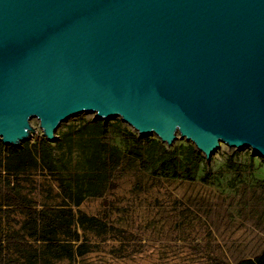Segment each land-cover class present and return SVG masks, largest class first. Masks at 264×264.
<instances>
[{
	"label": "water",
	"instance_id": "95a60500",
	"mask_svg": "<svg viewBox=\"0 0 264 264\" xmlns=\"http://www.w3.org/2000/svg\"><path fill=\"white\" fill-rule=\"evenodd\" d=\"M264 159V0H0V140L78 114Z\"/></svg>",
	"mask_w": 264,
	"mask_h": 264
},
{
	"label": "rangeland",
	"instance_id": "374dc122",
	"mask_svg": "<svg viewBox=\"0 0 264 264\" xmlns=\"http://www.w3.org/2000/svg\"><path fill=\"white\" fill-rule=\"evenodd\" d=\"M93 118L91 113L70 117L60 124L56 136L59 139ZM108 121L120 122L123 129L140 136L120 118ZM31 125L35 133L29 142L44 138L40 122L32 119ZM112 141L126 154L128 143L119 131L112 134ZM183 144L191 143L179 136L167 148ZM219 149L205 160L194 182L160 177L144 166L140 174L133 166L115 179L104 198L87 199L82 211L106 214L111 226L129 231L130 237L110 235L106 242L98 240L95 251L74 264H214L213 258L238 264L259 255L264 250V192L259 187L264 181V159L251 148L221 144ZM79 158L77 149L71 158L67 156L66 176L74 174ZM230 159L237 167L230 165ZM208 172L212 177L205 183ZM43 176L40 172L26 176L23 192L43 200ZM54 176L46 177L54 182Z\"/></svg>",
	"mask_w": 264,
	"mask_h": 264
},
{
	"label": "trees",
	"instance_id": "16d2710c",
	"mask_svg": "<svg viewBox=\"0 0 264 264\" xmlns=\"http://www.w3.org/2000/svg\"><path fill=\"white\" fill-rule=\"evenodd\" d=\"M116 130L128 143L126 154L112 143ZM75 149L80 158L74 174L66 176L65 159ZM205 160L192 144L170 150L157 138L123 129L120 122L94 119L73 127L55 143L42 138L14 147L0 140V264H74L110 235L129 238L130 232L111 226L106 214L82 211L84 202L104 198L115 179L133 166L140 174L144 166L160 177L194 182ZM229 163L237 167L232 159ZM39 172L45 175L40 183L43 200L23 192L24 178ZM48 173L55 175L54 182ZM211 177L208 172L203 181L209 183ZM259 187L264 192V181ZM238 264H264V250Z\"/></svg>",
	"mask_w": 264,
	"mask_h": 264
}]
</instances>
